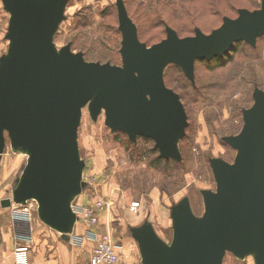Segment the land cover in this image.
Returning <instances> with one entry per match:
<instances>
[{
    "label": "water",
    "instance_id": "1",
    "mask_svg": "<svg viewBox=\"0 0 264 264\" xmlns=\"http://www.w3.org/2000/svg\"><path fill=\"white\" fill-rule=\"evenodd\" d=\"M69 1L2 0L10 45L0 58V157L8 138L29 158L13 199L1 206L33 200L39 219L65 236L77 221L72 204L86 187L78 142L83 109L88 106L94 119L104 112L112 132L132 142L152 139L162 159L181 161L188 115L165 83L166 67L176 64L194 83L197 61L224 57L239 42L255 46L264 36L261 0L259 9L239 10L210 34L197 29L180 38L167 26L166 39L148 47L118 0L123 64L88 62L69 45L58 50L54 44ZM254 100L243 111L241 132L226 138L237 152L234 163L210 160L217 189L202 191L203 216L185 198L172 209L170 244L148 223L133 231L143 264H223L227 252L264 264V92L256 90Z\"/></svg>",
    "mask_w": 264,
    "mask_h": 264
},
{
    "label": "rangeland",
    "instance_id": "2",
    "mask_svg": "<svg viewBox=\"0 0 264 264\" xmlns=\"http://www.w3.org/2000/svg\"><path fill=\"white\" fill-rule=\"evenodd\" d=\"M117 2L70 0L54 38L56 48L69 45L88 62L122 66ZM123 2L137 26L140 41L148 47L166 39L167 26L180 38L194 36L197 29L210 34L222 26L224 18L236 19L239 10L261 7V0ZM9 21L10 14L0 0V58L9 50ZM204 61L195 64L194 83L176 64L168 65L164 72L167 87L180 95L188 115L186 136L179 144L181 161L159 162L162 158L152 139L139 137L132 142L123 132L111 131L104 112L94 119L88 106L83 109L78 142L85 162L86 187L72 204L77 221L69 235L46 226L39 219L38 204L33 200L2 208L1 201L13 199L29 159L26 151H15L7 138L0 157V241L4 228L13 225L17 231L12 259L1 254L0 264H16L17 251L22 247L27 248L28 264H90L94 245L85 239L88 231L109 234L119 246L121 264H143L133 236L135 229L148 223L170 244L172 209L185 198L190 200L194 214L202 217V191L217 189L210 160L234 163L237 152L226 138L241 132L243 111L254 105L256 90L264 92V36L258 38L255 46L239 42L220 61ZM134 202L142 206L136 213L131 211ZM97 203L103 207L102 219L100 224L90 226L84 210ZM16 214L23 217L15 219ZM24 214H29L30 220L25 221ZM223 264H256V260L254 255L238 258L227 252Z\"/></svg>",
    "mask_w": 264,
    "mask_h": 264
},
{
    "label": "built area",
    "instance_id": "3",
    "mask_svg": "<svg viewBox=\"0 0 264 264\" xmlns=\"http://www.w3.org/2000/svg\"><path fill=\"white\" fill-rule=\"evenodd\" d=\"M141 208L142 206L140 202H134L131 205V211L134 213H136ZM102 210L103 207L98 203L94 207L90 205V208H86L84 210L83 216L87 221V224L90 226H96L100 224L102 219ZM20 215L21 214H16L14 218H22L23 215ZM24 216V218H26L25 221L30 220L29 214H24ZM80 239V241L83 242V238ZM85 239L89 240L90 243L94 245L92 248L93 251H91L92 256L90 257V264H121V254L118 252L119 246L114 242L113 238L109 234L102 236L101 234H96L94 231H88L85 234ZM27 255V248H19L16 254V264H28Z\"/></svg>",
    "mask_w": 264,
    "mask_h": 264
},
{
    "label": "crops",
    "instance_id": "4",
    "mask_svg": "<svg viewBox=\"0 0 264 264\" xmlns=\"http://www.w3.org/2000/svg\"><path fill=\"white\" fill-rule=\"evenodd\" d=\"M6 215V214H3ZM18 223V222H17ZM16 223V225H17ZM4 228L3 240L0 241V257L1 254L9 256V259H12L13 251L15 249V232L17 231V227L13 225L10 227Z\"/></svg>",
    "mask_w": 264,
    "mask_h": 264
},
{
    "label": "trees",
    "instance_id": "5",
    "mask_svg": "<svg viewBox=\"0 0 264 264\" xmlns=\"http://www.w3.org/2000/svg\"><path fill=\"white\" fill-rule=\"evenodd\" d=\"M239 44V43H238ZM237 43L235 44V46L234 47H237V45H238ZM227 56V55H226ZM225 57V56H224ZM223 59V58H222ZM214 61H220L221 60V58H215V59H213ZM199 61H204V60H199ZM204 62H207V60H205ZM159 162L161 161V162H170V161H166V160H162V159H159L158 160Z\"/></svg>",
    "mask_w": 264,
    "mask_h": 264
}]
</instances>
